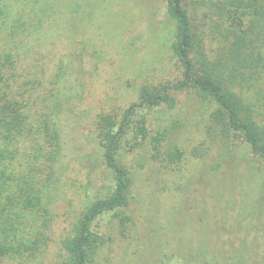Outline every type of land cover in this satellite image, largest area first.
I'll return each instance as SVG.
<instances>
[{"label": "trees", "instance_id": "16d2710c", "mask_svg": "<svg viewBox=\"0 0 264 264\" xmlns=\"http://www.w3.org/2000/svg\"><path fill=\"white\" fill-rule=\"evenodd\" d=\"M15 1L0 0V264L38 262L56 216L52 204L58 183L72 163L88 171L87 203L61 240V258L51 264H98L102 248L112 245L116 235L129 237L132 217L125 211L132 176L122 157L148 142L154 158L165 161L168 132H152V117L175 108L186 90L194 88L211 102L213 127L249 144L264 168V108L243 84H253L264 65V0L212 1L213 33L218 28L222 40L213 58L205 42L207 16L196 12L195 0H165L174 22L176 74L141 84L137 99L122 112L98 114V158L71 154L66 139L68 122L74 118L78 124L73 102L83 100L85 89L78 53L52 55L53 63L48 55L45 61L43 44L31 46L30 40L50 34L52 39L46 8L31 4L30 10L15 12ZM180 154L179 149L170 152V161ZM98 169L104 172V188L93 191ZM262 199L247 200L241 212H224L228 226L217 213L208 220L203 212L195 234L182 236L188 244L163 258L175 264H264Z\"/></svg>", "mask_w": 264, "mask_h": 264}, {"label": "rangeland", "instance_id": "374dc122", "mask_svg": "<svg viewBox=\"0 0 264 264\" xmlns=\"http://www.w3.org/2000/svg\"><path fill=\"white\" fill-rule=\"evenodd\" d=\"M212 1L195 0L193 5L200 16H207L205 42L213 58L220 52L222 40L218 28V36L213 33ZM40 3L46 8L52 39L51 34L40 36L41 40H30L31 46L43 44L45 61L49 55L52 63L66 53H78L76 62L83 69V100L73 102L78 124L73 118L67 126L70 153H93L98 158L102 152L95 132L98 114L122 112L137 99L141 84L175 76L174 22L165 0H17L13 6L15 12H23ZM259 71L253 84H243L262 109L264 65ZM213 109L194 88L181 92L175 108H165L152 117V132L164 128L168 132L163 144L165 161L154 158L148 142L122 157L132 176L130 205L125 211L132 217L130 235H116L112 245L102 248L98 264H175L163 256L188 244L182 236L195 234L203 212H208V220L217 213L228 226L222 218L224 212L238 213L247 200H263L264 168L249 144L224 137L213 127ZM176 149L181 154L170 161L169 153ZM87 172L79 163L65 170L52 204L56 216L36 264L61 258V240L87 203ZM103 175L102 170L95 171L93 191L104 188Z\"/></svg>", "mask_w": 264, "mask_h": 264}]
</instances>
